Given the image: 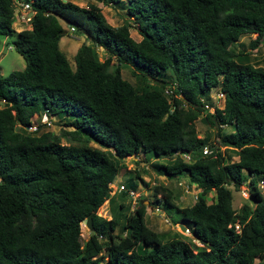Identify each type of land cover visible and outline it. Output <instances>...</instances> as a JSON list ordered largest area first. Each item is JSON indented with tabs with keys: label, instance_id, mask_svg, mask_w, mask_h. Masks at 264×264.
Wrapping results in <instances>:
<instances>
[{
	"label": "trees",
	"instance_id": "trees-1",
	"mask_svg": "<svg viewBox=\"0 0 264 264\" xmlns=\"http://www.w3.org/2000/svg\"><path fill=\"white\" fill-rule=\"evenodd\" d=\"M26 1L34 11L29 26L15 30L13 0H0V34L15 33L12 44L24 60L21 69L0 73V264L264 261V65L231 47L245 33H255L250 49L258 45L264 0H101L124 4L137 40L128 21L110 24L94 3ZM60 19L89 40L77 46L73 67L59 48ZM121 64L142 85L123 78ZM211 88L222 92V106L207 103ZM43 113L72 128L58 134L40 124L25 128ZM197 118L215 127L216 141L198 135ZM205 144L208 153L201 152ZM138 151L167 158L150 164L165 177L184 176L199 188L196 198L178 206L160 186L154 201L138 199L132 207L118 201L108 218L97 214L120 159ZM244 183L246 201L235 208L228 186ZM125 184L135 185L129 178ZM157 203L188 229L189 240L146 224V207ZM89 212L92 230L82 241Z\"/></svg>",
	"mask_w": 264,
	"mask_h": 264
},
{
	"label": "rangeland",
	"instance_id": "rangeland-1",
	"mask_svg": "<svg viewBox=\"0 0 264 264\" xmlns=\"http://www.w3.org/2000/svg\"><path fill=\"white\" fill-rule=\"evenodd\" d=\"M77 5L86 6L90 3L96 4L106 20L112 25H118L122 22L128 21L129 33L134 39H139L140 34L137 28L136 23L126 14L124 9V4L120 2H109L103 3L101 0H70ZM63 34L60 36L58 44L59 48L64 52L69 64L71 67L74 66L73 54L77 46L81 42H89L86 35L83 33H77L75 30H69L68 24L60 19ZM12 26L15 30H19L23 27H28V24L18 21V19L13 16ZM15 33L11 35L0 34V73L6 74L12 69H21L24 66V60L22 56L14 49L12 44V39L14 38ZM255 36V33H245L238 38V41H235L231 44V47L234 51L242 50L249 53V60L254 65H264V34L259 38V43L255 48L250 49L248 42L251 38ZM75 46L74 51L71 50ZM97 56L99 59H103L106 55L105 51L100 46H95ZM115 65V61L111 64V67ZM131 68L128 64L120 65V72L123 78L127 79L132 83L133 86L138 88L142 85L143 79L140 75H132L130 72ZM160 75L169 76L167 70H161ZM151 82V81H149ZM154 82V81H153ZM211 100L213 104L217 106H222V97H216L217 88H211L210 91ZM210 104V103H209ZM211 107H209L210 109ZM210 111V110H209ZM44 118V114L38 115L37 118H33L35 121L41 120ZM50 121L49 125L41 126V130H50L56 134L60 133L63 129H71V126H65L63 123V117L58 120V117L52 116L47 117ZM195 129L198 135H207L208 142L212 143L215 139V127L211 126L200 119L194 120ZM224 129L229 130L228 126H225ZM62 142H73L75 140H69L66 136H62ZM89 144L98 145L92 140L88 141ZM220 150L223 151L224 146L217 144ZM224 155H230L231 160H235L236 156L232 151L227 149L224 150ZM167 158L165 157H155L151 153H144L138 151L136 154L125 155L120 159V165L117 171V174L114 177V181L111 182L108 186L110 187V195H114V204L118 201H122L128 207H131V197L128 195L120 196L119 192L115 189L116 185L119 183H124L126 185V180L129 178L135 185L134 189L137 193L136 200L145 198L144 203L147 201H154L157 197H160L162 190L160 186L166 187L171 193V201L178 206L190 205L195 199V194L198 192L199 188L194 184H190L186 187L187 179L184 176H173L165 177L160 175L155 170L154 166L150 164L151 162H166ZM179 182V183H178ZM154 186H157V191L155 192ZM231 189V204L233 207L237 208L242 202L246 201V197L241 194V189L243 186H240L239 189H234L232 185L228 186ZM214 191L211 190L208 192L207 200L210 201L214 198ZM109 196L104 199V201L98 206L96 213L104 217H109L111 210L113 209V201L109 200ZM156 208L152 205L146 207L144 214V219L146 224L159 232H163L166 236L172 235L175 231L182 233V237L185 240L190 239V234L186 229H181L177 222H173L174 214L170 213L169 216L166 209L160 207L157 203ZM81 230V240L83 241L88 233L87 227L84 225V220L80 224ZM100 264H106L105 259L100 261ZM259 264H264V261L259 262Z\"/></svg>",
	"mask_w": 264,
	"mask_h": 264
},
{
	"label": "built area",
	"instance_id": "built-area-1",
	"mask_svg": "<svg viewBox=\"0 0 264 264\" xmlns=\"http://www.w3.org/2000/svg\"><path fill=\"white\" fill-rule=\"evenodd\" d=\"M13 12H14L13 16H15L18 19V21L25 23V24H28V26H29L31 16H32L34 11L29 6L28 1H26V0H13ZM68 29L73 30L74 28H73V26L68 25ZM216 97H223L222 92L219 91L218 89H217ZM203 105L206 109L212 111V106H209L207 103H204ZM209 107H211V108L209 109ZM37 117H38L37 114L32 115V117L30 119V123L25 126V128L27 130H29V131L35 130L39 124H40V126L49 125L51 120H49L47 117H52V116H48V115L44 114L43 119L35 121L33 118H37ZM209 151H210V149L208 148V146L206 144L202 145V147H201L202 153H208ZM181 157L184 160H188L189 159V153L182 152ZM258 184H259V186H262V181L259 180ZM189 185L190 184L188 182H186V187H188ZM241 186H243V188L241 189V194L244 197H247L248 189H247L246 183L242 184ZM115 187H116L115 189L117 191H120L122 189L126 190L127 195L129 197H131V203H132L131 207H132L134 205L136 197L138 196L137 193L135 192V189L130 188V187H126V185H124V183H119ZM110 190L111 189L109 188V191H108L109 193H110ZM196 194H195V198H196ZM235 227L237 228V224H235ZM185 229L188 231V229L186 227H185Z\"/></svg>",
	"mask_w": 264,
	"mask_h": 264
},
{
	"label": "water",
	"instance_id": "water-1",
	"mask_svg": "<svg viewBox=\"0 0 264 264\" xmlns=\"http://www.w3.org/2000/svg\"><path fill=\"white\" fill-rule=\"evenodd\" d=\"M84 225L87 227L88 230H92L91 224V212H89L84 218ZM181 229H185V226L182 223H178Z\"/></svg>",
	"mask_w": 264,
	"mask_h": 264
},
{
	"label": "crops",
	"instance_id": "crops-1",
	"mask_svg": "<svg viewBox=\"0 0 264 264\" xmlns=\"http://www.w3.org/2000/svg\"><path fill=\"white\" fill-rule=\"evenodd\" d=\"M74 49H75V46H74L73 48H71L72 51H74ZM113 181H114V180H113ZM113 181H112V182H113ZM109 184H110V183H109ZM109 198H110L111 200H113V203H115V202H114V195H113V194L110 195ZM110 214H111V213H110ZM109 216H110V215H109Z\"/></svg>",
	"mask_w": 264,
	"mask_h": 264
}]
</instances>
